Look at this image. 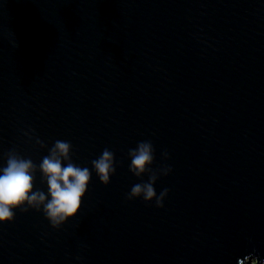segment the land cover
Segmentation results:
<instances>
[{
	"label": "water",
	"instance_id": "1",
	"mask_svg": "<svg viewBox=\"0 0 264 264\" xmlns=\"http://www.w3.org/2000/svg\"><path fill=\"white\" fill-rule=\"evenodd\" d=\"M56 140L92 173L82 208L60 229L16 209L0 264H264V0H0V168ZM140 141L172 168L164 208L127 199Z\"/></svg>",
	"mask_w": 264,
	"mask_h": 264
},
{
	"label": "clouds",
	"instance_id": "2",
	"mask_svg": "<svg viewBox=\"0 0 264 264\" xmlns=\"http://www.w3.org/2000/svg\"><path fill=\"white\" fill-rule=\"evenodd\" d=\"M36 143L41 148H47L39 138H36ZM72 148L70 142L56 140L39 166L15 150L6 154V166L0 168V222H13L16 209L25 213L30 209L42 211L55 229H60L77 216L92 180V173L88 167H80L73 162ZM162 155L164 159L169 158L167 151ZM128 156L129 171L137 178L147 174L149 179L134 184L127 199L143 198L146 203L155 201L157 208H164L170 190L164 188L158 194L155 185L160 176H168L172 168L164 165L153 170L155 148L151 141L138 142L135 148L129 149ZM91 164L99 180L105 186L109 185L117 171L115 154L105 148ZM38 172L42 182L47 184V192L35 188ZM238 264H260V260L254 254H249L239 259Z\"/></svg>",
	"mask_w": 264,
	"mask_h": 264
}]
</instances>
